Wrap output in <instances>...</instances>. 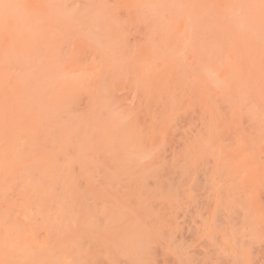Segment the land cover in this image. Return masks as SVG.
Returning <instances> with one entry per match:
<instances>
[{
  "label": "rangeland",
  "instance_id": "374dc122",
  "mask_svg": "<svg viewBox=\"0 0 264 264\" xmlns=\"http://www.w3.org/2000/svg\"><path fill=\"white\" fill-rule=\"evenodd\" d=\"M250 1L264 7V0H0V264H147L142 243L163 239L123 202L174 198V187L196 180L193 162L206 147L209 160L241 152L264 161L254 149L264 141V31L245 57L233 47ZM242 4L245 13L235 14ZM253 21L250 31L264 30ZM218 25H227L224 38ZM246 59L259 87L244 86L240 110L226 71ZM217 90L222 108L210 98ZM204 100L205 135L194 128L197 135L175 147L174 115L190 108L188 119L200 118L192 106ZM185 124L193 128V120ZM223 163L213 171L225 173ZM198 182L180 198L198 203ZM191 215L199 220V209Z\"/></svg>",
  "mask_w": 264,
  "mask_h": 264
},
{
  "label": "bare ground",
  "instance_id": "6f19581e",
  "mask_svg": "<svg viewBox=\"0 0 264 264\" xmlns=\"http://www.w3.org/2000/svg\"><path fill=\"white\" fill-rule=\"evenodd\" d=\"M262 4H260L259 2H256V1H253V2L250 1L249 4H247V6L245 5L247 7L246 11L244 8L245 6L243 7V4H242V7L240 9L241 10L240 12L237 9L235 10V14L237 13V11H238V13H243L244 11L247 13V15L245 17H242V18L240 16V14H238L240 16V19L237 18L238 21L236 19H234V20H236V23H238V24L234 27L236 36L233 37L235 40V42H234L235 45L233 47H234V51H237L239 53V54L238 53L237 54L241 58H243L246 50H248V49L252 50L255 47L258 48L262 45L261 41H259V35H258L259 31H264V30H262L263 28H261L262 26H264V7ZM248 5H249V7H248ZM198 7L199 6L197 5V10H198ZM198 14H197V17H198ZM242 16H243V14H242ZM257 16L263 20L261 22V19H259L261 23L259 22V20H257L258 24H259V26H257V27H258V29H260V28L261 29L258 31H256V29H255L254 30L255 32L250 31L249 28L252 26V21L256 18L258 19ZM182 21L180 20V22H182ZM257 21L256 20L253 21L255 25H258V24H256ZM177 22H179V21H177ZM187 22L183 21V23H187ZM233 22H235V21H233ZM250 23H251V26H249ZM182 24L180 23V25H182ZM232 24L233 23H231V25ZM184 25L185 24H183V26ZM260 25H261V27H260ZM205 26H206V22H205ZM257 27H255V28H257ZM180 28L182 29V27H180ZM200 28H202V27H200ZM181 29H178V33L180 32L179 30H181ZM215 29L219 33H221V35H222V34L226 33L227 25H218L217 28H215ZM230 30L233 31L232 27H230ZM198 33H200V32H198ZM219 33H217V34H219ZM228 33H230V32H228ZM233 33H232V35H233ZM256 33H258V34H256ZM225 35L226 34H224V36ZM227 35H231V34H227ZM224 36L222 35L223 38H224ZM218 41H219V38H218ZM224 42H225V40H224ZM239 50L241 52H239ZM255 51H256V49H255ZM263 51L264 50H262L261 52H263ZM250 53H252V52L250 51ZM245 55H246V53H245ZM258 55H260V53ZM249 56L251 59V54ZM248 62H249L248 59H246V61L242 60L241 63L236 61V64L233 61L232 64H234V65H233V67H231L229 69V71L233 70L232 73L228 74V72L226 71V75H227L226 89L230 90L231 87L234 86V83H236V91H237V94L239 96V97L237 96L239 99V101L237 102V107L240 110L243 109V107H245L244 106L245 105V103H244V101H245V99H244L245 98L244 86L247 87L248 85H250L255 90H257V88L259 87L258 73H257L258 71L254 68V65H252L254 62L253 63L251 62L250 64ZM257 62H259V61H257ZM216 72H218V70H216ZM232 76H233V78L235 77V80L233 79V82H232V80L229 79ZM225 96H227V95H225ZM250 96H251V94H250ZM210 98L213 99L215 102H219L221 100L222 101L220 103L221 108L223 107L222 104L224 105L226 103V101H225L226 99H224L222 93H220L219 90H217L215 95H213ZM206 104L207 103L204 100L203 103L201 104V107H199L198 105L196 107L192 106L193 108L198 107L197 110H199L198 113L200 114V118L197 117V114H195V116H192V117L194 119L197 117L199 119V121L197 119L196 120L192 119V117L190 119H188V116H191V112H192V111H190V108H189V111L186 108H185L186 111L184 109L185 112H183V110H182V114H180L178 112L180 114V118H176L178 116V113H176L177 116H176V114L174 115L175 117H173V118L176 120V123L178 122L180 125V127L178 129H176L174 126H171L174 130L173 132L171 131L172 128L169 129L170 130L169 132H172V135H170V136L173 139L176 138L177 143H176L175 147H177V148L181 147V145L184 143V141L187 138H189V136L191 137V136H193V134L197 133V132H195L197 127L199 128V136H201L200 133H203V131H205V133H206V130L203 129V128L208 129L207 127H205L206 123H205V126H204V124L201 123V120H202L203 115H204V113H202V111L205 110ZM229 104H231V103H229ZM257 106H259V105H257ZM192 110H194V109H192ZM195 111H193V112L196 113ZM189 112H190V115H189ZM183 113L184 114L186 113L185 116H187V117L184 118ZM174 119H173V121H174ZM184 119L185 120L188 119L187 121L193 120V125L191 124L192 125L191 128L193 127L192 129H189V128H188V130L184 129V126H186L185 123H187V121L185 122ZM194 121H197L198 123H196ZM176 123L172 122V124H174V125ZM195 123L197 125L194 126ZM194 128H196V129H194ZM200 129H202V130H200ZM160 132H163V130H161ZM207 132H209V130ZM160 134H161L160 136L162 137V139L166 140L167 137L164 136V135H166V133H160ZM210 134H212V133H210ZM210 134L208 136H210ZM195 135H197V134H195ZM206 136H207V134H206ZM163 137H165V139ZM211 137H213V136H211ZM172 142H173L172 144L175 145L174 144L175 139H174V141L172 140ZM203 142L201 143L203 145L202 146L200 145V146L204 148V146H206V145ZM263 142L261 141L260 143L263 144ZM170 143H171V141H170ZM260 143L258 144L260 149L258 148V146H256L254 149H258V153H260V152L264 153V146H263V148H261L260 146H262V145ZM172 144H168L171 146V147H169L171 149L174 148V146H172ZM200 146H199V149L201 150L202 148H200ZM206 148H205L206 153L202 150L203 154L201 151H200L201 152L200 154H202L203 156H204V154H208L207 155L208 161L206 158L204 159V157L202 155H199V158H196L198 164H196L197 162H195V163L193 162L192 169H193L194 175H196L195 178L197 181L195 179H194V181L192 180L193 176H191V178H189L190 181L187 179L188 183L191 182V180H192L194 182L193 184H195V182L197 184V182L199 181L198 182V184H199V202L196 203L195 205L194 204L192 205V202H190V200L189 201L186 200L188 197H186V199L184 197L180 198L182 196V194H184L187 190H190L192 188V186H193L192 183H190L189 185H186L187 188L190 187L189 189H187L186 186H184L185 185L184 183L181 186H178V188L174 187L176 190L179 189L178 191H176L175 194H174V192H172L169 189V188H171V186L168 187V189L171 191V192L170 191L169 192L171 194L173 193L174 198H169V197L166 198V196L164 197L162 195H155V197H153V198L151 196V198H149V199L143 198V200H141L140 198L136 199L135 197H132V198L127 199L125 202H123L121 198L117 197L120 202H123L128 207H130V209H131L130 211L132 213L131 217L133 220L141 221L143 224L146 223V224L150 225L151 227L155 228V232H157L159 237L161 239H163L162 241H160V240L154 241V242L153 241H146L145 243H142L141 250L145 252V258L147 259V264H264V165H263L264 161L260 160V156L258 154L257 156H259V159L257 161L255 160L256 162L254 161V164H251V162L253 161L252 159H257L256 158L257 156L255 157V155H254V158H252L251 159L252 161H251L250 156L243 155L241 152H240V155H238L239 153H237V155L240 158L235 155L236 152H235V154L231 152L233 155L236 156V159H235V156H234V158H233V156H231L232 155L231 153H230L231 155H220V157H218V155L215 156L216 153H214L215 157L212 156L213 158L212 159L210 158V160H209V157H211V155H212V151H211V148H210V150H209V147H208V149H206ZM155 150H158V149H155ZM207 150H209L211 152L207 153ZM253 151L257 152V150H253ZM154 152H152V153H154ZM152 153H150L151 155L148 153L149 157H152L154 155ZM262 153H260V155ZM160 156L161 155H159V157ZM223 156L227 157L228 160H227V158H225L226 161L223 160V158H224ZM242 156H243V160H241ZM245 156H247L248 158ZM153 157L156 158L157 154H156V156L154 155ZM244 157L249 159L251 162L249 161V164H248L247 159H246L247 161L244 162V159H245ZM154 158H153V160H154ZM196 159L194 161H196ZM203 159L205 160L206 164L203 163V161H202ZM155 160H156V162H158L157 160H159V159L157 158ZM155 160H154V162H155ZM160 160H162V159H160ZM219 161H220V163H218ZM223 161H225L226 163H223ZM227 161H229V162H227ZM217 163L221 166H219ZM222 163L225 164L224 166H226L228 164L225 167L226 171H225V169H223L225 171V173L224 172L220 173L221 170H219L218 173H220V174H218L217 173L218 169H216L217 171L215 170L216 172L213 171L214 170L213 168H215V166H217V165L219 166V169H221V167L224 168L222 166ZM218 166H217V168H218ZM210 168L212 170H210ZM198 169H199V173H198ZM208 170L212 174H210V172H208ZM233 170H234V172H233ZM201 171H203V172L200 173ZM190 172H192V170ZM240 172L245 173V176L243 175L244 178L241 177L242 175L239 176V177H241L239 179L240 180L239 184H241V185L238 184L239 181L236 182V180H235V176H238L237 174H239ZM198 174H199V177H197ZM197 178H199V179H197ZM171 181H172V179H171ZM235 183H237L238 186H236L237 184H235ZM195 188L198 189V186ZM160 189L161 188H159L157 190H160ZM175 189H174V191H175ZM189 192H192V191H188V193ZM189 195H190V193H189ZM184 196H188V195H184ZM193 209H195V210L199 209V220L196 219L199 222H197L195 219L192 218L191 211H193ZM127 216H129V214L124 215L123 218L125 219ZM197 226H199V230H198ZM194 229H195V231H194ZM197 230L199 231V232H197L199 235L196 233ZM193 232H195V234ZM149 239H151V238H148V240ZM177 247H179V249H177ZM171 249H175L176 253H173L171 251ZM178 250H179V252H178Z\"/></svg>",
  "mask_w": 264,
  "mask_h": 264
}]
</instances>
